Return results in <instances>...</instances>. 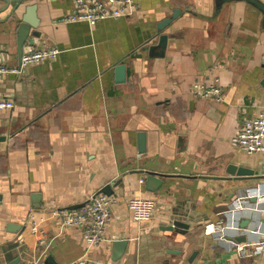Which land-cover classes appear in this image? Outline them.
Returning <instances> with one entry per match:
<instances>
[{"label":"crops","instance_id":"0c3cea01","mask_svg":"<svg viewBox=\"0 0 264 264\" xmlns=\"http://www.w3.org/2000/svg\"><path fill=\"white\" fill-rule=\"evenodd\" d=\"M8 1L0 0V63L12 67L20 60L8 18L18 0ZM25 1L17 13L38 4L40 37L23 52L60 54L20 76L0 75V98L15 103L0 112V264L78 261L79 228L58 237L51 230L42 252L28 241L26 220L43 208L83 207L97 193L115 203L93 264H264V255L245 259L234 250L264 230V155L232 144L264 109V14L245 1L135 0L132 16L90 26L61 22L75 0ZM118 64L127 67L124 83L116 81ZM204 82L221 86L222 101L197 96L195 84ZM231 168L254 174L231 176ZM150 173L163 176L161 188L147 185ZM134 197L155 199L149 222L132 220ZM120 240L125 252L113 249Z\"/></svg>","mask_w":264,"mask_h":264},{"label":"built area","instance_id":"2783aa9c","mask_svg":"<svg viewBox=\"0 0 264 264\" xmlns=\"http://www.w3.org/2000/svg\"><path fill=\"white\" fill-rule=\"evenodd\" d=\"M135 0H75L74 8L61 18L62 23H88L95 26L108 19L130 17L136 10ZM60 54L56 48H43L25 52L18 66L0 63V75H22L24 70L33 64L55 59ZM264 65V58H263ZM197 96L203 99L222 101L223 91L220 85L213 83L195 84ZM15 103L0 98V112L13 110ZM234 147L248 155H264V109L248 119L232 138ZM264 178V164L261 170ZM144 180H140L143 183ZM115 201L102 193L92 196L81 209L43 208L31 212L26 220L25 232L29 242H35V248L46 252L51 246V230L57 229L55 237L66 229L79 228L85 246L84 255L73 264H93L91 256L96 247L105 242L106 230L112 220V208ZM127 208L132 220L140 224L149 222L154 215L156 201L153 198L134 197L127 201ZM215 233V230H212ZM260 239L235 245L234 250L240 258L253 259L264 255V230L258 232ZM223 238V237H221Z\"/></svg>","mask_w":264,"mask_h":264},{"label":"water","instance_id":"95a60500","mask_svg":"<svg viewBox=\"0 0 264 264\" xmlns=\"http://www.w3.org/2000/svg\"><path fill=\"white\" fill-rule=\"evenodd\" d=\"M8 1V0H4ZM218 3H223V2H237V1H245L257 9H259L263 14H264V4L261 3L259 0H218ZM9 2V1H8ZM26 1L25 0H18L15 2V7L13 8L12 14H10L8 21H14L15 24H17V31H16V36H17V49H18V58L21 61V58L24 54V47L27 44V42L32 39V38H39L40 34L37 29L40 27V20L37 16V11H38V4H30L25 8V11L23 14L17 13L18 8L20 10L21 6L24 5ZM178 13L176 12L174 16L171 18L165 20L164 22L160 23L158 25V30L159 32L165 31L167 27H169L178 17ZM7 21V22H8ZM168 41V36H161L159 45L166 44ZM154 47H152L153 49ZM115 76H116V81L117 83H124L126 80V75H127V67L125 64H118L115 66ZM262 85L264 87V81L262 82ZM140 140V154L145 153V138L144 134H140L139 136ZM4 138L0 137V141H3ZM235 169V168H234ZM230 169L229 174L231 176H237V177H246V176H252L254 172L252 170H248L245 168H239L237 170ZM151 183H156L158 186V189L162 187L163 185V176H160L158 174H152L150 173L148 178H147V185H150ZM158 189L155 190H150L153 193H156ZM149 190V189H148ZM105 194V193H104ZM82 206H74L70 209L76 210L80 209ZM249 220H244V223H242L241 228L246 229L248 227ZM177 226V224H175ZM233 227H228V231H231ZM233 230V229H232ZM173 231V230H172ZM231 242L235 243L237 241H246V236L242 238H229ZM128 246V241L126 240H120V241H115L113 242V249L114 251L117 252V250L125 252V249Z\"/></svg>","mask_w":264,"mask_h":264}]
</instances>
